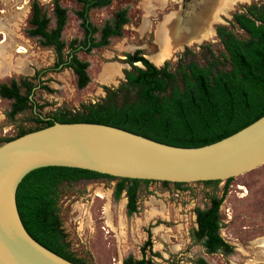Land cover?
<instances>
[{"label":"rangeland","instance_id":"374dc122","mask_svg":"<svg viewBox=\"0 0 264 264\" xmlns=\"http://www.w3.org/2000/svg\"><path fill=\"white\" fill-rule=\"evenodd\" d=\"M32 1L0 0V85L28 78L38 86L26 107L11 117L7 114L13 100L0 98V145L42 127L44 123L34 122L37 116L46 119L57 113L73 114L79 112L82 105L98 103L105 96L104 88H116L123 81L121 71L130 70L121 61L126 53L140 50L157 67L164 61L173 66L185 47L190 51L186 62L210 65L204 63L215 61L214 58L221 60L222 48L214 27L222 25L241 38L242 32L231 23L232 13L250 3L263 2L219 0L210 13L213 16L205 21L208 33L189 38L170 53L174 41L181 37L177 29L183 21L176 20V30L171 35V41H174L170 49H166L167 54L160 64H156L153 59L158 60L166 46L165 41H169L167 37L171 30L168 26L172 20L184 18L189 12L204 13L209 6L208 0H112L109 6L89 12L91 24L99 29L110 23L114 14L122 9L127 23L122 26L121 36L110 38L105 47L94 48L87 54L76 53L79 60L88 63L86 74L89 79L84 87L78 88L69 68L49 71L39 81L32 79L35 71L52 66L54 61L51 47L41 46L39 37L27 35L32 29L29 24ZM35 1L41 15L47 19L48 31L54 28V1L64 9L65 22L60 40L65 45L62 51L65 55L67 43L82 36L74 15L79 5L75 0ZM94 37L97 40L98 33ZM215 65L217 69L229 70L227 63ZM19 93L25 95L22 89ZM115 183V180L98 178L62 182L56 188L54 214L62 240L68 253L81 264H122L127 256L140 260V248L147 233L151 243L143 256L147 264H192L197 257L209 264H264V164L231 178L227 185L218 209V233L231 246L229 253L207 254L193 238L195 208H204L212 198L217 199L223 181L216 185L191 183L179 187L162 186L158 182L141 183L136 193V212L131 215L125 212L124 192L117 201L113 200Z\"/></svg>","mask_w":264,"mask_h":264},{"label":"trees","instance_id":"16d2710c","mask_svg":"<svg viewBox=\"0 0 264 264\" xmlns=\"http://www.w3.org/2000/svg\"><path fill=\"white\" fill-rule=\"evenodd\" d=\"M75 2L79 8L74 15L79 21L82 36L67 43L64 55L62 51L65 45L60 40L65 22L64 9L54 1V28L48 31L47 19L41 15L37 2L32 1L29 19L32 29L28 30L27 35L39 37L40 45L51 47L54 54L52 66L35 71L33 80L39 81L49 71L69 68L75 75L77 87L82 88L89 80L86 74L87 62L79 60L76 53L87 54L94 48L105 47L110 38L121 36L122 26L127 23L124 9L117 11L112 21L99 29L89 20L91 10L107 7L112 0ZM231 23L242 32L241 38L222 25L214 27L215 37L222 48V54H219L221 60L214 58L215 61L204 63L210 65L186 62L185 58L190 51L185 47L173 66L164 61L161 67H157L140 50L126 53L123 55V63L130 70H122L123 81L116 88H104L105 96L102 100L82 105L80 111L73 114L57 113L46 119L35 114L37 117L34 122L44 125L34 130L50 126L53 122L96 123L182 148L201 147L235 133L264 115V0L259 4L245 5L241 11L232 13ZM96 33L99 36L97 40L94 37ZM224 63L229 65V70L216 68L215 64ZM33 87L34 84L28 78L0 85V98L13 100L7 116L11 117L26 107L27 102L31 101L28 97ZM20 89L24 91V96L19 93ZM98 178L116 181L112 198L117 201L124 192L127 215L136 212L139 184L151 183L72 168L44 167L32 170L22 178L15 192L17 212L27 234L52 253L73 264H81L72 258L63 243L54 214L55 193L62 182ZM230 180L223 181L217 199L212 198L207 206L194 210L196 229L193 238L208 254L231 252V246L218 233V209ZM219 182L201 184L208 186ZM160 184L165 186L170 183ZM180 185L173 184L175 187ZM150 247V235L147 233L140 248L142 258L135 260L127 256L122 264H147L143 256ZM192 264L208 263L202 258H196Z\"/></svg>","mask_w":264,"mask_h":264},{"label":"water","instance_id":"95a60500","mask_svg":"<svg viewBox=\"0 0 264 264\" xmlns=\"http://www.w3.org/2000/svg\"><path fill=\"white\" fill-rule=\"evenodd\" d=\"M262 164L264 115L195 148L165 145L102 124L53 122L0 145V264H73L34 241L20 221L15 192L32 170L62 167L120 179L191 184L225 181Z\"/></svg>","mask_w":264,"mask_h":264},{"label":"flooded vegetation","instance_id":"af4514ba","mask_svg":"<svg viewBox=\"0 0 264 264\" xmlns=\"http://www.w3.org/2000/svg\"><path fill=\"white\" fill-rule=\"evenodd\" d=\"M219 0H208L207 2H208V7H207V10L204 12V13H202V14H194V13H192V12H189L188 13V15L186 16V17H184V18H181V17H179L178 19L177 18H175L174 20H172V22L170 23V25H171V27L172 28H174L175 29V27H176V24H174L175 23V21L176 20H182L183 21V24L181 25V27L180 28H178L177 30V32L178 33H180V38H182V39H177V40H175V42H174V44H173V46H172V48L169 50L170 51V53L175 49V47L177 46V45H179L180 43H183V42H185V41H187L189 38H191V37H193L194 35L196 36V35H198V33H199V30L201 29V28H203L204 26H205V23H203L202 24V26H200L198 23H199V21H201L202 20V18L204 19V22L205 21H207L208 20V18L210 17V16H213V14L212 15H210V13H211V11L213 10V9H215V7H213L214 6V4H216L217 2H218ZM240 1V0H239ZM202 16V17H201ZM198 18H200V19H198ZM166 21H167V19L164 21V22H162L161 24L162 25H164V23H166ZM208 22V21H207ZM179 27V26H178ZM194 27H196V28H194ZM176 30V29H175ZM185 36V37H184ZM187 36V37H186ZM135 51V50H134ZM123 59H124V57H123ZM123 59L121 60L122 61V63H123ZM152 63V62H151ZM88 64V63H87ZM125 64V63H124ZM153 64V63H152ZM109 71L107 70V73H108ZM121 73H122V71H121ZM122 76H123V74H122ZM33 109H34V107H33ZM194 219H195V217H194ZM195 229H196V225H195ZM146 240V239H145ZM144 243V242H143ZM226 243V242H225ZM227 244V243H226ZM204 251H205V249H204ZM206 253V252H205ZM208 254V253H207ZM212 254V253H211ZM197 258H202V257H197ZM203 259V258H202ZM204 260V259H203ZM209 264V263H208Z\"/></svg>","mask_w":264,"mask_h":264},{"label":"bare ground","instance_id":"6f19581e","mask_svg":"<svg viewBox=\"0 0 264 264\" xmlns=\"http://www.w3.org/2000/svg\"><path fill=\"white\" fill-rule=\"evenodd\" d=\"M230 2V1H229ZM229 4V3H228ZM202 22V21H201ZM199 23H200V21H199ZM203 23H205L206 25L203 27V28H201L200 30H199V33H198V35H194V37H193V39L196 37V38H198V37H201V36H205L207 33H208V31H209V28H208V26H207V23L206 22H202V23H200V24H203ZM166 28V27H165ZM164 28V29H165ZM168 29L169 30H171V32H170V34H168V37H167V39L169 38V41L167 40V41H165V43H166V46H165V48H164V46H163V49H162V52H161V54H159V57H158V60H159V62H158V60L156 59H153V61H154V63H156V64H158V63H160L161 61H162V57L163 56H165L166 54H167V50H169L170 49V45L172 44L171 42H173V41H171V35L173 36V32L172 31H174V28H171V25H169L168 26ZM173 39H174V37H173ZM181 39V38H180ZM175 42V41H174ZM167 49V50H166ZM166 50V51H165Z\"/></svg>","mask_w":264,"mask_h":264},{"label":"crops","instance_id":"0c3cea01","mask_svg":"<svg viewBox=\"0 0 264 264\" xmlns=\"http://www.w3.org/2000/svg\"><path fill=\"white\" fill-rule=\"evenodd\" d=\"M158 64H160V63H158Z\"/></svg>","mask_w":264,"mask_h":264}]
</instances>
